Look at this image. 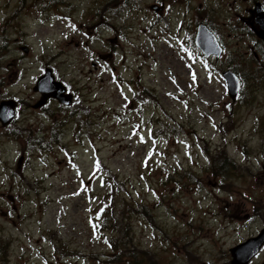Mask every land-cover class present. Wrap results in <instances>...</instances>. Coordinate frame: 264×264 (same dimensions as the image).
Masks as SVG:
<instances>
[{
    "label": "rangeland",
    "instance_id": "1",
    "mask_svg": "<svg viewBox=\"0 0 264 264\" xmlns=\"http://www.w3.org/2000/svg\"><path fill=\"white\" fill-rule=\"evenodd\" d=\"M256 1L0 0V101L20 113L0 126V264H229L264 225V45L239 19ZM47 67L69 107L31 108Z\"/></svg>",
    "mask_w": 264,
    "mask_h": 264
},
{
    "label": "water",
    "instance_id": "2",
    "mask_svg": "<svg viewBox=\"0 0 264 264\" xmlns=\"http://www.w3.org/2000/svg\"><path fill=\"white\" fill-rule=\"evenodd\" d=\"M150 9L156 12L160 10L156 6H151ZM249 12L250 27L256 36L264 43V9L260 3H255L254 9L250 10ZM194 44L206 57H209L212 54L216 57H219L221 54V48L216 42L215 36L202 24L197 27ZM21 50H23L25 53L27 52L26 48H21ZM222 75L226 81L228 95L232 100H234L240 88L239 79L230 70L224 72ZM33 90L41 94L40 100L33 106V108L41 107L49 98H54L63 105H69L71 102V96L64 94V87L61 83L54 80L50 69L45 70V74L38 79ZM13 116L14 103L10 101L0 103L1 125L6 126L10 124ZM263 243L264 229L257 237L248 239L243 244L230 249V254L232 257L230 264H247V262L253 255L256 254Z\"/></svg>",
    "mask_w": 264,
    "mask_h": 264
},
{
    "label": "trees",
    "instance_id": "3",
    "mask_svg": "<svg viewBox=\"0 0 264 264\" xmlns=\"http://www.w3.org/2000/svg\"><path fill=\"white\" fill-rule=\"evenodd\" d=\"M113 187H114V186H113ZM109 215L112 216V212H108L107 209H104V211H103V216L106 217V216H109ZM113 216H114V213H113ZM102 220H103V218H102Z\"/></svg>",
    "mask_w": 264,
    "mask_h": 264
},
{
    "label": "snow or ice",
    "instance_id": "4",
    "mask_svg": "<svg viewBox=\"0 0 264 264\" xmlns=\"http://www.w3.org/2000/svg\"><path fill=\"white\" fill-rule=\"evenodd\" d=\"M193 79L195 80V77L193 76ZM134 135H137V133H133ZM149 137H151V132L149 131ZM141 142H143V138H141ZM97 168H99V165H97Z\"/></svg>",
    "mask_w": 264,
    "mask_h": 264
},
{
    "label": "flooded vegetation",
    "instance_id": "5",
    "mask_svg": "<svg viewBox=\"0 0 264 264\" xmlns=\"http://www.w3.org/2000/svg\"><path fill=\"white\" fill-rule=\"evenodd\" d=\"M248 10V9H247ZM243 21H245L247 24L249 23L248 19L244 18ZM13 125H16L15 122Z\"/></svg>",
    "mask_w": 264,
    "mask_h": 264
}]
</instances>
